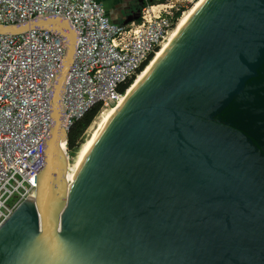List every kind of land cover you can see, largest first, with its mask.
Returning <instances> with one entry per match:
<instances>
[{
    "label": "water",
    "instance_id": "obj_1",
    "mask_svg": "<svg viewBox=\"0 0 264 264\" xmlns=\"http://www.w3.org/2000/svg\"><path fill=\"white\" fill-rule=\"evenodd\" d=\"M34 26L67 43L45 161L0 220V264H264V0H200L98 125L70 187L61 95L76 34L60 18L0 33Z\"/></svg>",
    "mask_w": 264,
    "mask_h": 264
},
{
    "label": "built area",
    "instance_id": "obj_2",
    "mask_svg": "<svg viewBox=\"0 0 264 264\" xmlns=\"http://www.w3.org/2000/svg\"><path fill=\"white\" fill-rule=\"evenodd\" d=\"M151 1L139 8V19L119 23L98 0H0L2 25L60 18L75 31L74 56L61 95L67 133L89 107L121 96L126 88L119 89L142 70L176 23V12L181 15L195 0ZM66 43L56 31L38 26L0 33V220L36 189Z\"/></svg>",
    "mask_w": 264,
    "mask_h": 264
},
{
    "label": "bare ground",
    "instance_id": "obj_3",
    "mask_svg": "<svg viewBox=\"0 0 264 264\" xmlns=\"http://www.w3.org/2000/svg\"><path fill=\"white\" fill-rule=\"evenodd\" d=\"M200 0H195L193 2H191L190 4H192L190 7L187 6V10H184L181 14L180 17H178L176 23L173 25V27L170 29V31L167 33V35L165 36V38L163 39V41L161 42L160 46L158 47V49L155 51V53L153 54V56L149 59V61L145 64V66L142 68V70L135 76V78L132 80L131 85H129V87H127L125 89V91L121 94L120 97H118L117 100H115L113 103L110 104H106L109 105L108 108H103L98 115L95 117V119L93 120V122L91 123L89 130L87 131V134L84 138L83 143L81 144V146L79 147L78 151L76 152V154L73 156V159L71 162L67 161V179H68V183H69V187L70 184L74 181V179H72V176L77 168L78 165V161L90 139V137L92 136V134L94 133V131L96 130V128L98 127V125L101 123V121L104 119V117L118 104V102L126 95V93L131 89V87L137 82V80L146 72V70L157 60V58L160 56V54L162 53V51L165 49V47L167 46V44L169 43V41L171 40V38L173 37V35L175 34L176 30L178 29V27L181 25V23L184 21V19L187 17V15L191 12V10L197 5V3ZM189 4V5H190ZM62 148L65 149V143L63 142L61 144Z\"/></svg>",
    "mask_w": 264,
    "mask_h": 264
},
{
    "label": "crops",
    "instance_id": "obj_4",
    "mask_svg": "<svg viewBox=\"0 0 264 264\" xmlns=\"http://www.w3.org/2000/svg\"><path fill=\"white\" fill-rule=\"evenodd\" d=\"M114 22L126 23L134 20L137 11L145 0H98Z\"/></svg>",
    "mask_w": 264,
    "mask_h": 264
},
{
    "label": "trees",
    "instance_id": "obj_5",
    "mask_svg": "<svg viewBox=\"0 0 264 264\" xmlns=\"http://www.w3.org/2000/svg\"><path fill=\"white\" fill-rule=\"evenodd\" d=\"M175 15H176V17H178V16L180 17L181 16L180 15V11L176 12ZM137 19H139V16H138ZM131 83H132V80L127 82L125 85H123L119 89L120 92H123L124 89L129 87V85ZM100 107H101L100 103L94 104L93 106L89 107L78 119H76L73 122L72 126L69 128V131L67 133V148L69 150H74L75 148L77 150V148H78L77 146H78V144L80 142V137H81L82 133L88 127V125L91 123V121L95 119L94 116L97 114V112L99 111Z\"/></svg>",
    "mask_w": 264,
    "mask_h": 264
},
{
    "label": "rangeland",
    "instance_id": "obj_6",
    "mask_svg": "<svg viewBox=\"0 0 264 264\" xmlns=\"http://www.w3.org/2000/svg\"><path fill=\"white\" fill-rule=\"evenodd\" d=\"M152 3H156V2H158V0H152L151 1ZM183 2L181 1V2H179V4H182ZM193 4V3H192ZM192 4H190V5H187V6H191ZM188 7V8H189ZM187 7H184V9H183V11L184 10H187L188 9ZM182 14V13H181ZM127 23V22H126ZM131 85V84H130ZM108 104H110V105H112L111 103H108ZM109 107V105H104V106H101L100 107V109H99V111L97 112V114L103 109V108H108ZM96 114V115H97ZM95 115V116H96ZM95 116H94V118H95ZM93 118V119H94ZM93 121V120H92ZM92 121H91V123H92ZM91 123L88 125V127L84 130V132L82 133V135H81V137H80V142H79V144H78V148H79V146L83 143V141H84V138H85V136H86V134H87V131L89 130V127H90V125H91ZM78 148H77V150H78ZM77 150H76V148L74 149V150H69L68 148H67V144L65 145V153H66V156L68 157V159H67V161L68 162H71L72 161V159H73V156L76 154V152H77Z\"/></svg>",
    "mask_w": 264,
    "mask_h": 264
}]
</instances>
